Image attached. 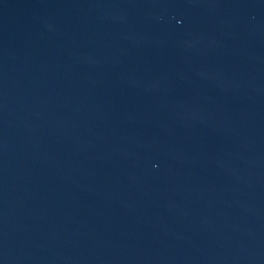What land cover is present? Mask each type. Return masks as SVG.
I'll return each instance as SVG.
<instances>
[{"label":"water","instance_id":"1","mask_svg":"<svg viewBox=\"0 0 264 264\" xmlns=\"http://www.w3.org/2000/svg\"><path fill=\"white\" fill-rule=\"evenodd\" d=\"M0 264H264V0H0Z\"/></svg>","mask_w":264,"mask_h":264}]
</instances>
